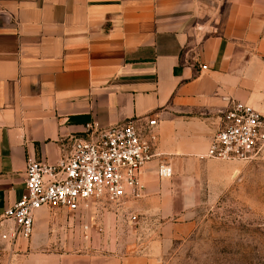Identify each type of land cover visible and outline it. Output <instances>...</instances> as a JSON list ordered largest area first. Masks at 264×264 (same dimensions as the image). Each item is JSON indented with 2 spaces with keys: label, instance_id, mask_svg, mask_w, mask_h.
<instances>
[{
  "label": "crops",
  "instance_id": "obj_1",
  "mask_svg": "<svg viewBox=\"0 0 264 264\" xmlns=\"http://www.w3.org/2000/svg\"><path fill=\"white\" fill-rule=\"evenodd\" d=\"M230 102L264 117V0H0V235L28 161L56 164L88 125L148 118L157 138L140 200L40 209L0 264H160L152 237L120 243L119 227L179 230L249 169L205 158Z\"/></svg>",
  "mask_w": 264,
  "mask_h": 264
},
{
  "label": "built area",
  "instance_id": "obj_2",
  "mask_svg": "<svg viewBox=\"0 0 264 264\" xmlns=\"http://www.w3.org/2000/svg\"><path fill=\"white\" fill-rule=\"evenodd\" d=\"M155 127L156 121L148 118L131 119L106 129L88 125L84 138L73 139L56 164L28 161L23 194L3 213L13 229L0 235V240L10 245L28 240L34 214L43 208L74 213L97 204L117 206L140 200L146 189L142 169L156 157ZM263 153L264 117L250 106L230 102L205 158L249 164ZM157 175L168 179L172 170L160 165ZM130 220L135 222L134 217Z\"/></svg>",
  "mask_w": 264,
  "mask_h": 264
},
{
  "label": "rangeland",
  "instance_id": "obj_3",
  "mask_svg": "<svg viewBox=\"0 0 264 264\" xmlns=\"http://www.w3.org/2000/svg\"><path fill=\"white\" fill-rule=\"evenodd\" d=\"M243 165L249 169L214 198L198 195L179 230L154 232L158 224L145 221L119 227L116 239L137 243L152 237L160 264H264V153ZM103 206L107 211L113 207ZM96 207L102 204L91 209Z\"/></svg>",
  "mask_w": 264,
  "mask_h": 264
}]
</instances>
